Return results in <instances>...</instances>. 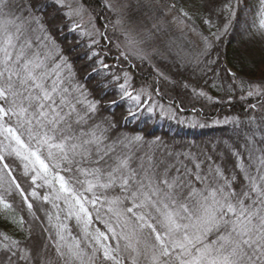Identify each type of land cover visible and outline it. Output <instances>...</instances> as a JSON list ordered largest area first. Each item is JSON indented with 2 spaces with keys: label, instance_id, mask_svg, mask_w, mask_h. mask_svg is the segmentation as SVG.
Masks as SVG:
<instances>
[{
  "label": "snow or ice",
  "instance_id": "6c2138e0",
  "mask_svg": "<svg viewBox=\"0 0 264 264\" xmlns=\"http://www.w3.org/2000/svg\"><path fill=\"white\" fill-rule=\"evenodd\" d=\"M32 9L24 0H0V134L7 141L0 147L26 161L34 181L58 182L54 200L66 205L65 220L81 226L73 235L59 212L55 223L49 216V240L62 264H95L98 257L114 264H264V147L253 143L246 157L234 153L227 174L206 155L134 159L117 152L122 141L109 144L106 129L88 124L95 103L73 82L54 41L38 34L43 25ZM62 165L79 175L66 179L56 171ZM101 209L106 231H90Z\"/></svg>",
  "mask_w": 264,
  "mask_h": 264
},
{
  "label": "trees",
  "instance_id": "16d2710c",
  "mask_svg": "<svg viewBox=\"0 0 264 264\" xmlns=\"http://www.w3.org/2000/svg\"><path fill=\"white\" fill-rule=\"evenodd\" d=\"M162 1L173 2L179 12L212 39L209 51L198 64L177 60L175 56L167 60L153 58L165 74L118 43L115 15L107 0H82L100 28L97 41L75 28L72 18L62 13L55 0H24L33 5L43 34L54 41V47L51 43L49 46L54 51L58 48L66 58L73 82L81 86L87 101L95 103V110L87 113L88 124L106 129L109 144L129 140L133 145L128 149L117 143V152L128 153L134 159L145 153L191 152L210 156L227 174L237 163L234 153L246 157V149L253 143L257 148L264 147V93L252 91L256 81L264 80V29L260 27L264 15L258 7L251 9L247 0ZM156 15L159 17L160 13ZM126 73L132 77L130 89H143L160 102L170 104L178 115L201 116L204 124H180L159 113H148L142 107L145 99L138 102L122 90ZM0 140H4V135L0 134ZM0 154L4 156L0 160V198L4 201L0 203V264H62L45 229L46 225L50 228L54 190L50 191L51 186L41 178L34 181L35 172L25 169L26 161L21 157L2 147ZM62 169L63 165L56 171L66 179L79 175ZM101 217L97 220L93 212L90 230L106 231L102 222L107 218L104 209ZM68 225L73 235H81L74 218ZM95 264L114 262L98 257ZM125 264H131V260Z\"/></svg>",
  "mask_w": 264,
  "mask_h": 264
},
{
  "label": "rangeland",
  "instance_id": "374dc122",
  "mask_svg": "<svg viewBox=\"0 0 264 264\" xmlns=\"http://www.w3.org/2000/svg\"><path fill=\"white\" fill-rule=\"evenodd\" d=\"M55 1L58 7L62 9V13H65L64 15L68 18H72L75 28L94 41L99 39L101 34L100 28L91 11L82 0ZM247 2H250L251 9L254 10V8L258 7L264 15V0H247ZM107 4L112 10V14L115 15L114 26L119 36L118 43L129 53L141 56L154 64L160 72L163 71L159 69L155 63L156 60H153V58L159 57L158 59L167 60L170 56L171 58L175 56L177 60L180 59L181 61L198 64L212 45V39L179 12L176 5L171 1L107 0ZM56 10L60 12L59 8ZM156 13H160V16L157 17ZM249 13H252V11H249ZM144 24L149 26L146 27ZM33 27H35V24ZM38 34L43 35V33ZM229 71L231 74H235L231 69ZM163 74H165V71ZM131 78V75L126 73L122 85L127 87V93H131L133 99L136 96H139L138 102L145 99L142 107L146 108L148 113H159L161 117L173 122L176 120L180 124H204V118L201 116L185 117L178 115L170 104L160 102L153 96L148 95L147 92H144L143 89L136 90L137 92L134 89H130ZM252 88L253 93H264V80L256 81ZM122 142L121 144L128 149H131L133 146L129 140H123ZM45 184L50 187L48 183ZM54 184L55 186H51L49 189L52 191V188L55 194L59 184L58 182H54ZM54 194L51 196L52 221L55 223L56 213L59 212L61 220L68 225L72 218L65 220L66 205L62 200H54ZM53 204L57 205V207H53ZM45 229L48 233L53 234L52 238L54 240L55 229L51 225L50 228L46 225ZM140 264H144L143 260L140 261Z\"/></svg>",
  "mask_w": 264,
  "mask_h": 264
},
{
  "label": "water",
  "instance_id": "95a60500",
  "mask_svg": "<svg viewBox=\"0 0 264 264\" xmlns=\"http://www.w3.org/2000/svg\"><path fill=\"white\" fill-rule=\"evenodd\" d=\"M232 72H234L232 69H231Z\"/></svg>",
  "mask_w": 264,
  "mask_h": 264
}]
</instances>
